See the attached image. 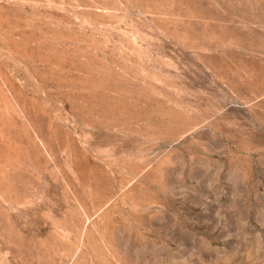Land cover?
I'll use <instances>...</instances> for the list:
<instances>
[{"label":"rangeland","instance_id":"374dc122","mask_svg":"<svg viewBox=\"0 0 264 264\" xmlns=\"http://www.w3.org/2000/svg\"><path fill=\"white\" fill-rule=\"evenodd\" d=\"M0 264H264V0H0Z\"/></svg>","mask_w":264,"mask_h":264}]
</instances>
